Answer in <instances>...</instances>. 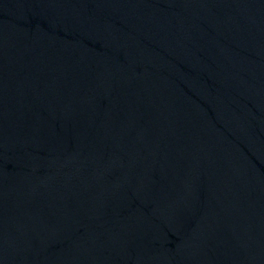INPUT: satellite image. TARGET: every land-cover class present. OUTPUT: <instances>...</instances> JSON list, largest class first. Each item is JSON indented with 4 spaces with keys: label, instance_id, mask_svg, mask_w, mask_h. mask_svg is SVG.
Returning <instances> with one entry per match:
<instances>
[{
    "label": "water",
    "instance_id": "95a60500",
    "mask_svg": "<svg viewBox=\"0 0 264 264\" xmlns=\"http://www.w3.org/2000/svg\"><path fill=\"white\" fill-rule=\"evenodd\" d=\"M0 264H264V0H0Z\"/></svg>",
    "mask_w": 264,
    "mask_h": 264
}]
</instances>
